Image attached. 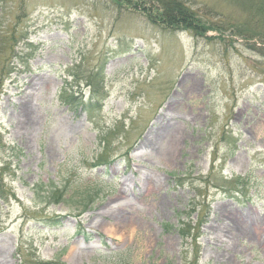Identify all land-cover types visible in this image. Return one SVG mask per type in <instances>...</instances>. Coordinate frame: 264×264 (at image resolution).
Wrapping results in <instances>:
<instances>
[{
  "label": "rangeland",
  "instance_id": "obj_1",
  "mask_svg": "<svg viewBox=\"0 0 264 264\" xmlns=\"http://www.w3.org/2000/svg\"><path fill=\"white\" fill-rule=\"evenodd\" d=\"M185 1L0 0V264H264V0Z\"/></svg>",
  "mask_w": 264,
  "mask_h": 264
},
{
  "label": "trees",
  "instance_id": "obj_2",
  "mask_svg": "<svg viewBox=\"0 0 264 264\" xmlns=\"http://www.w3.org/2000/svg\"><path fill=\"white\" fill-rule=\"evenodd\" d=\"M125 2L133 7L146 10L151 21L162 23V25L169 28H190L198 34L202 33L201 31L206 32L208 29L203 26L199 18L196 16L195 9L192 6H189L185 0H136V2L133 0H125ZM259 7L260 9L262 8L261 5H259ZM154 10H156V12H154ZM214 29L216 28L214 27ZM241 36L244 35L242 34ZM99 82L101 81H98V83ZM80 105L86 109L89 114L94 113L102 107L101 98H95L94 100L91 98L88 102L81 100ZM2 190L3 187L1 188L0 186V194L2 193ZM89 192L90 191H88L87 196L84 197V201H86L85 203H87L89 199ZM50 193V197H57L56 190H51ZM55 221L57 224H60L61 219H55ZM184 229L185 228H183V230ZM184 235L186 236L187 232H185Z\"/></svg>",
  "mask_w": 264,
  "mask_h": 264
}]
</instances>
